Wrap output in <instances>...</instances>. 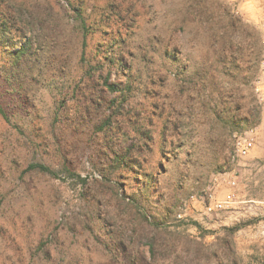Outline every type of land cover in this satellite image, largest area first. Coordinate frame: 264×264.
I'll use <instances>...</instances> for the list:
<instances>
[{
	"label": "rangeland",
	"instance_id": "obj_1",
	"mask_svg": "<svg viewBox=\"0 0 264 264\" xmlns=\"http://www.w3.org/2000/svg\"><path fill=\"white\" fill-rule=\"evenodd\" d=\"M242 2L0 0V264H264V0Z\"/></svg>",
	"mask_w": 264,
	"mask_h": 264
},
{
	"label": "built area",
	"instance_id": "obj_2",
	"mask_svg": "<svg viewBox=\"0 0 264 264\" xmlns=\"http://www.w3.org/2000/svg\"><path fill=\"white\" fill-rule=\"evenodd\" d=\"M260 44L262 47L261 52H263V60H264V28L261 34ZM253 134H254L253 129H249V130L247 129L244 132L233 134L232 143H233V150L235 156L244 157L249 153V151L252 149L254 145ZM226 184H227L226 191L223 194V196L220 198L215 197L213 190H209L208 192L203 194V197L205 198L204 208L206 211L223 210L229 208L231 204L234 202L235 189L233 188H235L236 181L232 177L226 180ZM177 216L178 218H182L180 213H178Z\"/></svg>",
	"mask_w": 264,
	"mask_h": 264
},
{
	"label": "trees",
	"instance_id": "obj_3",
	"mask_svg": "<svg viewBox=\"0 0 264 264\" xmlns=\"http://www.w3.org/2000/svg\"><path fill=\"white\" fill-rule=\"evenodd\" d=\"M1 14V16L2 17H6L5 16V14L4 13H0ZM82 22V24H81V26L83 27V29L85 28V25H84V21H81ZM259 41V40H258ZM22 52V50H19V51H17L16 53H15V56H19V54ZM226 59V57L224 56V55H222V54H218L217 56H216V60L218 61V62H222V61H224ZM110 88H113V87H110ZM0 114L4 117V119H7V117H6V114H5V112H4V110L1 108V106H0ZM258 119H256V120H253L252 122H250V124L251 125H256L257 123H258V121H257ZM242 121H244V122H247V119H243ZM238 125V122H237V124H236V126ZM26 170L27 171H38V172H42V173H47V174H49L50 176H53V177H56L57 176V174H56V172L54 171V170H52V169H50L48 166H46L45 164H42V163H37V162H32V163H29L28 165H27V167H26ZM65 171L68 173V175H70V177H76V178H78V179H80V176H78L77 174H75L74 172H72V171H70L68 168H65ZM80 180H82V179H80Z\"/></svg>",
	"mask_w": 264,
	"mask_h": 264
},
{
	"label": "clouds",
	"instance_id": "obj_4",
	"mask_svg": "<svg viewBox=\"0 0 264 264\" xmlns=\"http://www.w3.org/2000/svg\"><path fill=\"white\" fill-rule=\"evenodd\" d=\"M241 8L250 10L252 8L250 0H243Z\"/></svg>",
	"mask_w": 264,
	"mask_h": 264
},
{
	"label": "crops",
	"instance_id": "obj_5",
	"mask_svg": "<svg viewBox=\"0 0 264 264\" xmlns=\"http://www.w3.org/2000/svg\"><path fill=\"white\" fill-rule=\"evenodd\" d=\"M260 125L258 126V128H263L264 127V111H263V114H262V118H261V120H260Z\"/></svg>",
	"mask_w": 264,
	"mask_h": 264
}]
</instances>
